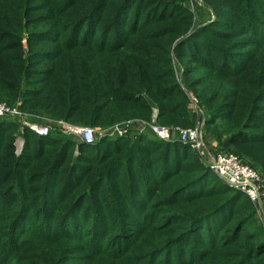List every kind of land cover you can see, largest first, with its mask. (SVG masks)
<instances>
[{
  "label": "trees",
  "instance_id": "16d2710c",
  "mask_svg": "<svg viewBox=\"0 0 264 264\" xmlns=\"http://www.w3.org/2000/svg\"><path fill=\"white\" fill-rule=\"evenodd\" d=\"M224 2V16L201 25L189 0H0V101L32 121L102 130L132 118L144 127L154 108L174 129L204 120L216 152L264 169V0ZM19 127L0 119V264H264L247 194L176 130L171 141L136 128L86 144L58 126L27 129L17 156ZM154 197L161 212L144 218ZM105 204L142 225L117 240L107 227L104 240L93 219Z\"/></svg>",
  "mask_w": 264,
  "mask_h": 264
},
{
  "label": "built area",
  "instance_id": "2783aa9c",
  "mask_svg": "<svg viewBox=\"0 0 264 264\" xmlns=\"http://www.w3.org/2000/svg\"><path fill=\"white\" fill-rule=\"evenodd\" d=\"M28 116L29 115L21 110L18 105L11 106L4 101H0V119L12 118L20 123L19 130L15 137V153L17 156H20L24 150V133L27 129L39 136H45L52 131L53 124H56L53 121L38 123L37 121L30 120ZM201 123L204 124V122H199L192 127H177L175 129L168 126H155L154 131L160 138L171 141L172 131L176 130L179 132L178 139L181 142L190 144L194 150H201L205 147V132L203 124ZM56 126L60 127L61 130L63 128L64 132H70V134L80 136V140L86 144H93L96 142V129L94 127L72 125L65 121H58ZM114 128L109 135L110 137H123L126 135V126L120 127V125H116ZM103 131H109V129ZM208 154H211L210 161L207 162L211 170L221 176L230 187L241 190L255 203L259 202L257 203L258 205H263L264 177L259 170L244 162L238 155L231 152H208Z\"/></svg>",
  "mask_w": 264,
  "mask_h": 264
},
{
  "label": "rangeland",
  "instance_id": "374dc122",
  "mask_svg": "<svg viewBox=\"0 0 264 264\" xmlns=\"http://www.w3.org/2000/svg\"><path fill=\"white\" fill-rule=\"evenodd\" d=\"M208 1L210 2V4H207L205 2V0H189L190 3L192 2V5H193L194 9H196L197 20H198V22L201 25H204V24L209 23V22H213V21L216 20L217 17L218 18L219 17H223L224 14L222 12L227 8V5L224 2V0H208ZM218 15H220V16H218ZM208 19H209V21H208ZM199 27H201V26H199ZM24 44L26 45L27 42H25ZM192 100L195 103L196 111L200 112L201 110L198 108V99L196 97H194V98H192ZM157 117H158V109L157 108H154L153 109V115H152V121L151 122H148L146 120H143L142 121L143 123H145L144 124L145 125L144 127L138 126L136 124L139 121L138 118H132V119L124 120L122 122L115 123L114 125L115 126L116 125H120V127L121 126H126L127 127L126 128V135H131V134L133 135L134 133H136V130H137L136 128H138V129L140 128V130H141V131H139L140 133H143V132L147 131V133H150V134L153 133L152 135H154L157 140L158 139H161L162 140V138H160L156 134V132L154 131V127L155 126H164V127H166L167 125H163V124L159 123L158 120H157ZM37 122L38 123H44V122H41V121H37ZM199 122H204V120H199L196 124H198ZM201 124H203V123H201ZM114 125H112L113 127L108 128L109 131H103L102 129H96V131H95V139H96V141H98V140L104 141L105 138L110 137L109 136L110 133L115 129L114 128L115 127ZM86 126H88V125H86ZM180 127H183V126H180ZM189 127H192V126H189ZM203 127H204V132H205V147L202 148L203 150L202 149L201 150H193V152L196 151L198 153V156L201 157L207 163V162L210 161V158H211V154H208V152L215 153L216 152L215 150L218 151L219 148H217L215 146L214 141L209 138V135L208 134H206L205 124H203ZM55 128H56V124H53V126H52V133H55ZM183 128H187V127H183ZM170 131H171V129H170ZM62 132L65 133V134H67V135H69V136H71V137H73L74 139H77V140L80 141V136H78V135L75 136L74 134H70V132H64L63 128H62ZM175 132L176 131L174 130V133ZM175 134H177V133H175ZM157 137H159V138H157ZM175 143H177L176 140H175ZM181 143H183V142H181ZM183 144L189 145L187 143H183ZM189 146H191V145H189ZM175 147H176V145H175ZM258 147H253V151L254 152H258L256 155H260L259 154L260 152L263 153V150L261 149L262 146L259 145ZM183 150H184V152H181V155H183V156L186 155V157L188 155H190V153L186 152L187 149H186V146H184V145L181 146V151H183ZM189 151L192 152V150H189ZM79 152L80 151L78 149H76L75 150V153H74V156H79L78 155ZM224 152L234 153V154L238 155L244 162H246V163H248L250 165H255L259 171H260V169L264 171V169L260 165H257L255 163H253L250 159H247L246 157H244L246 155L242 156L241 152L237 151L236 149H232L231 148V151L228 150V151H224ZM155 155L158 156V157H161L164 161H166V159H167L162 154V152H158ZM212 155H214V154H212ZM139 158H140V155H139ZM189 158H191V156H188L187 157V159H189ZM257 160H258V157H257ZM262 161H263V159L261 158V160L259 162H262ZM134 165L136 166L137 165V162ZM260 173H261V171H260ZM61 177H66V176L62 175ZM263 177H264V175H263ZM86 181L87 180H85V182ZM263 184H264V181H263ZM46 185H43V186L46 188ZM107 191L108 192L109 191H112L113 194H117V195H120V192H121L120 186H115V185L112 186V190H107ZM44 193H45V191H44ZM49 194L52 195V196H55V195L58 194V192L50 191ZM39 195H41V194H39ZM170 196L171 195H169L165 199L160 196L159 200H162V202L165 203L166 200H169ZM4 197H5V195H0V199H3ZM8 200H9V198H8ZM126 200H129V199L126 198ZM159 200H156V197H154V199L151 202V204L148 205V210L145 212L144 218H147V216L149 214H152V213L156 212L157 209H158L157 213L158 212H161V209L155 207ZM88 201H89V198L86 200L85 203H87ZM110 201H111V203H114L115 202V200H110ZM11 202L12 203H15V198H13L11 200ZM246 203H247V206L250 209L252 207L253 211H255V217H254L255 218V221H257L256 219L258 218L259 224L262 227H264V203H263V205H258L257 203H259V202H256L255 203L249 196L246 198V201H245V204L244 205H246ZM111 205L112 206H109V205H106L105 204L104 210H102L101 215H99V217H97L96 219H93V222L96 224V222L99 223L101 221V224H102L104 230H106L107 227H110V228L111 227H117L118 229H113V232H115V235L113 236L114 237L113 240L119 239L120 231H123V230L126 231V230H128L129 223H132L136 227H140L142 225V221L141 220H138L139 216L138 217H135V218H132V217H130L128 215H125V214H122V213H118V209L116 207H114V204H111ZM126 207H128V206H126ZM160 215H161V213L159 214V216ZM164 215L166 217L169 216L168 214H164ZM119 222H121V223H119ZM108 230H106L105 233H104V240L107 239L108 237H112V234H109L108 233ZM190 235H192V233ZM194 236L195 235L193 234L191 236V238L194 237ZM186 243H187V241L186 242L185 241L183 242V246L181 248V254L188 255L189 254V251H188L189 248L186 245ZM178 247H180V246H178ZM174 249L175 250L173 252V255L176 254V249L177 248H174Z\"/></svg>",
  "mask_w": 264,
  "mask_h": 264
},
{
  "label": "water",
  "instance_id": "95a60500",
  "mask_svg": "<svg viewBox=\"0 0 264 264\" xmlns=\"http://www.w3.org/2000/svg\"><path fill=\"white\" fill-rule=\"evenodd\" d=\"M25 42H26V39H25Z\"/></svg>",
  "mask_w": 264,
  "mask_h": 264
},
{
  "label": "crops",
  "instance_id": "0c3cea01",
  "mask_svg": "<svg viewBox=\"0 0 264 264\" xmlns=\"http://www.w3.org/2000/svg\"><path fill=\"white\" fill-rule=\"evenodd\" d=\"M78 149V148H77Z\"/></svg>",
  "mask_w": 264,
  "mask_h": 264
}]
</instances>
